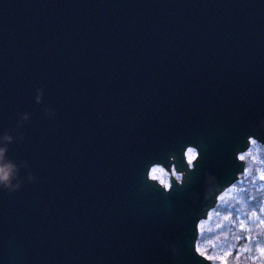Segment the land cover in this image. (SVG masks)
Here are the masks:
<instances>
[{
	"label": "water",
	"instance_id": "water-1",
	"mask_svg": "<svg viewBox=\"0 0 264 264\" xmlns=\"http://www.w3.org/2000/svg\"><path fill=\"white\" fill-rule=\"evenodd\" d=\"M261 119L264 0H0V264H210L198 223Z\"/></svg>",
	"mask_w": 264,
	"mask_h": 264
},
{
	"label": "rangeland",
	"instance_id": "rangeland-1",
	"mask_svg": "<svg viewBox=\"0 0 264 264\" xmlns=\"http://www.w3.org/2000/svg\"><path fill=\"white\" fill-rule=\"evenodd\" d=\"M186 156L188 159V150ZM239 156H243L244 170L198 223L196 249L210 264H257L264 259L258 247L264 246V179L260 175L264 172V144L251 139ZM150 177L169 180L166 171Z\"/></svg>",
	"mask_w": 264,
	"mask_h": 264
},
{
	"label": "clouds",
	"instance_id": "clouds-1",
	"mask_svg": "<svg viewBox=\"0 0 264 264\" xmlns=\"http://www.w3.org/2000/svg\"><path fill=\"white\" fill-rule=\"evenodd\" d=\"M36 95L35 99L39 102L43 99L44 96V89L43 87H37L36 88ZM48 114L51 116L54 114V110L52 108L46 109ZM30 113L24 112L21 113V122L23 120H28L30 118ZM261 127H264V119H261L260 125ZM255 137V135L249 136V138ZM13 137L11 133L5 132L4 134L0 135V187L5 188L9 191H15L16 189H19L23 183V179L19 178L18 175V165H16L13 161L9 160L7 158V141L12 140ZM197 157V153L193 147L188 148V162L191 164L193 160H195ZM151 171L148 173L153 177H156V172L159 171L161 173H165V169L160 168L159 165L155 164L154 162L151 164ZM262 173V172H261ZM173 174L176 177V180L180 183H183V173H177L175 169H173ZM261 175V174H260ZM29 180H35L36 175L32 172L28 174ZM160 179V184L164 186V189L170 190L172 185L170 180L168 179ZM216 177L212 173L206 174V190L205 193L209 190H212L215 186ZM261 224H264V220H261ZM173 249H175V245H172ZM259 252L262 257H264V246H258ZM255 259V258H254ZM257 264H264V259H260Z\"/></svg>",
	"mask_w": 264,
	"mask_h": 264
},
{
	"label": "snow or ice",
	"instance_id": "snow-or-ice-1",
	"mask_svg": "<svg viewBox=\"0 0 264 264\" xmlns=\"http://www.w3.org/2000/svg\"><path fill=\"white\" fill-rule=\"evenodd\" d=\"M241 159H243V156H241ZM261 179H264V172L261 173ZM233 187H235V185H233ZM242 228L244 227V224L241 223L240 225ZM223 259V258H222Z\"/></svg>",
	"mask_w": 264,
	"mask_h": 264
}]
</instances>
